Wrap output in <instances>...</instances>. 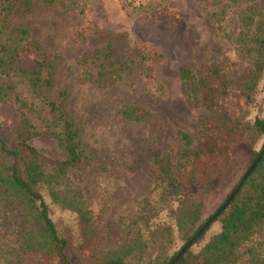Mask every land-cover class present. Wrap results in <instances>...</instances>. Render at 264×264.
<instances>
[{"label": "rangeland", "instance_id": "374dc122", "mask_svg": "<svg viewBox=\"0 0 264 264\" xmlns=\"http://www.w3.org/2000/svg\"><path fill=\"white\" fill-rule=\"evenodd\" d=\"M263 30L264 0H141L134 5L124 0H30L29 6L24 0H0V42L39 47L53 62L43 73L48 82L37 91L13 75L4 79L13 80V91L27 102L23 111L38 131L55 124L54 117H46L44 99L62 103L90 155L89 168L71 169L59 187L82 196L92 210L91 225L83 226L74 211L39 188L59 235L69 242L72 263L93 264L98 257L127 252L125 264H163L182 247L185 233L177 231L171 211L184 204L186 195L178 203L177 196L167 194L160 166L174 169L180 163L185 151L180 132L191 137L193 153L212 116L186 92L180 68L199 77L213 64L232 63L229 72L239 75L254 66L259 56L255 42ZM40 57L24 53L19 64L27 67L30 59ZM221 99L228 117L245 113L249 123L264 117L261 81L246 112H240L243 105L235 92ZM17 109L10 101L0 105L9 146L15 143ZM222 113L214 120L217 126L223 124ZM28 143L45 157L66 158L54 138L35 136ZM260 144L245 134L232 148L238 161L228 176L198 180L193 190L203 189L202 218L220 207L250 161L245 155ZM2 199L0 264H39L35 250L23 248L35 230L27 216L35 209L13 196ZM142 199L155 206L156 215L149 223L129 227ZM162 227H170V233ZM219 227L218 221L212 223L190 251L198 252ZM85 229L95 237L87 254L79 247ZM252 242L264 253V231Z\"/></svg>", "mask_w": 264, "mask_h": 264}, {"label": "trees", "instance_id": "16d2710c", "mask_svg": "<svg viewBox=\"0 0 264 264\" xmlns=\"http://www.w3.org/2000/svg\"><path fill=\"white\" fill-rule=\"evenodd\" d=\"M24 1L26 6H29L30 0ZM255 43L258 45L259 56L254 66L243 69L239 75L234 76L229 72L232 63L226 66L213 64L199 77H195L187 67L180 68V77L186 92L193 94L212 116L210 123L202 130L199 145L193 153L189 152L191 137L185 132H180L185 145L180 163L174 169L169 165L160 166V178L166 185L167 194L177 196L178 203L181 202V197L186 195L184 204L171 211L177 231L185 233L183 245L212 216L210 214L205 219L201 217L203 189L193 190L199 184L198 180L228 176L231 165L238 161L237 152L232 148L245 134L261 140V144L257 149L251 147L250 154L245 155L250 158L246 169L258 156L260 158L233 198L174 264H264L263 251L257 244L251 243L253 238L264 231V117H256L249 123L245 113L234 119L221 111V98L224 95L235 92L243 105L240 112H246L253 102L260 81L264 89V30ZM35 52L41 56L40 59H30L27 67L19 64L24 53ZM51 66L52 60L47 58L39 47L10 46L0 42V105L10 101L20 113L18 123L14 127L13 146H9L4 139L0 121V202L2 197L6 200L7 197L13 196L23 206L35 209L34 212H29L30 215L26 213L32 218L35 230L25 240L23 248L34 249V255L39 257V264H75L68 256L69 242L59 235L39 188L47 189L55 203L74 211L83 226L91 225L92 210L85 204L82 196L70 195L66 188L59 187L71 169L89 168L90 155L80 129L62 103L44 99L46 117H54L56 125L50 129L47 126V131H38L30 116L23 111L27 102L13 91V80L4 79V76L13 75L14 78L23 79L29 89L37 91L43 82H48L44 80L43 73ZM220 113L223 115V124L217 126L214 120ZM35 136L54 138L65 151L66 158L56 160L40 154L28 143L29 138ZM243 174L231 191L241 181ZM187 196L191 199H187ZM150 204L146 199L138 201L133 224L129 227L149 223L150 219L154 218L157 209ZM216 221L220 224L219 231L212 235L198 252L192 253L191 246L200 241L210 225ZM162 230L169 234L171 228L162 227ZM83 234L80 250L86 254L91 253L95 237L90 236V230L87 229ZM136 238L142 240L141 237ZM178 251L169 256L163 264H169ZM127 254L116 253L101 259L98 257L93 264H125Z\"/></svg>", "mask_w": 264, "mask_h": 264}, {"label": "water", "instance_id": "95a60500", "mask_svg": "<svg viewBox=\"0 0 264 264\" xmlns=\"http://www.w3.org/2000/svg\"><path fill=\"white\" fill-rule=\"evenodd\" d=\"M260 156H258L252 163L251 165L246 169V171L243 174V177L241 179V181L236 185V187L228 194V196L226 197V199L224 200V202L220 205V207H218L216 209V211L212 214V216L210 218H208L204 224L198 229V231L191 237V239L189 241H187L182 247L181 249L178 251V253L171 259L169 264H174L175 261L178 260V258L185 253V251L190 247L192 241L194 239H196L197 237H199L201 235V233L205 230V228L211 223V221L213 219H216V217H218V215L220 214V212L227 206V204L229 203V201L233 198L234 194L237 192V190L239 189V187L241 186L243 180L250 174V172L252 171V169L254 168L255 164L258 162Z\"/></svg>", "mask_w": 264, "mask_h": 264}, {"label": "built area", "instance_id": "2783aa9c", "mask_svg": "<svg viewBox=\"0 0 264 264\" xmlns=\"http://www.w3.org/2000/svg\"><path fill=\"white\" fill-rule=\"evenodd\" d=\"M124 1L134 5V4H138V2L141 1V0H124Z\"/></svg>", "mask_w": 264, "mask_h": 264}]
</instances>
